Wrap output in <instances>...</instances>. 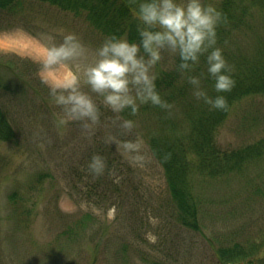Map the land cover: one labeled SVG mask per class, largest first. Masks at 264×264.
I'll return each instance as SVG.
<instances>
[{
    "label": "rangeland",
    "instance_id": "rangeland-1",
    "mask_svg": "<svg viewBox=\"0 0 264 264\" xmlns=\"http://www.w3.org/2000/svg\"><path fill=\"white\" fill-rule=\"evenodd\" d=\"M23 4V18L10 24L0 19V105L16 134L14 143H0V264H218L216 250L234 243L255 250V258L263 256L264 159L226 178H194L201 200L199 232L176 223L163 172L141 133L132 139L143 140L144 166L130 163L115 138L111 179L119 182L118 191L93 193L86 157L93 137L102 135L94 128L86 132L77 121L58 132L53 113L61 110L37 75V49L29 37L59 43L74 32L87 49L81 63L95 59L105 38L70 13L28 0ZM251 40L242 55L251 57L256 43H264V22ZM173 58L163 53L156 71L169 69ZM126 135L123 140L131 139ZM263 141L261 96L234 104L216 133L224 150ZM86 216L90 220L79 227Z\"/></svg>",
    "mask_w": 264,
    "mask_h": 264
},
{
    "label": "trees",
    "instance_id": "trees-1",
    "mask_svg": "<svg viewBox=\"0 0 264 264\" xmlns=\"http://www.w3.org/2000/svg\"><path fill=\"white\" fill-rule=\"evenodd\" d=\"M25 0H0V19L9 24L15 17H22ZM47 4L62 12L70 13L83 19L94 31L104 38L110 34L127 32L130 39H139L136 32V21L130 0H28ZM216 7L222 11L224 19L217 28V46L224 50L232 74L236 81L234 88L227 93V110L211 109L202 101L192 96L191 85L181 78L176 70L179 60L174 56L173 63L167 70H158V91L172 104L171 110L147 104L140 107L135 116L125 110L121 114L100 107V122L94 126L92 145L86 157L87 163L93 154H101L106 161L102 175L93 176L86 168L87 186L93 193L102 191L117 192L119 182L111 179L115 167L114 146L106 143V137L113 136L122 141L127 136L119 128V120L130 118L136 123L131 132L141 133L150 154L160 166L165 187L172 210L175 212L176 223L183 229L199 232V210L201 200L196 192L195 177L217 180L241 173L243 167L254 161L264 159V141L243 149H222L217 145L216 133L225 122L231 107L246 97L261 96L264 98V43L259 40L252 50V56L242 55L239 51L244 46L251 48V34L257 32L264 22V0H219ZM3 12V15H2ZM247 40V41H246ZM249 41V44H245ZM254 45V44H253ZM252 45V46H253ZM204 58L195 69L201 77L202 86L210 95H216L214 81L207 76ZM104 128L108 133H101ZM106 136V137H105ZM15 131L9 120V114L0 105V143H14ZM245 164V165H244ZM244 165V166H243ZM115 171V170H114ZM83 178V176H80ZM93 182V183H91ZM91 184V185H90ZM104 196V195H103ZM12 197V196H11ZM78 222L83 228L88 216ZM65 231L63 234H71ZM79 234V233H75ZM259 247L264 248V243ZM252 248L239 243L220 246L216 250L218 264H264V254L257 255ZM259 252V249H258Z\"/></svg>",
    "mask_w": 264,
    "mask_h": 264
},
{
    "label": "clouds",
    "instance_id": "clouds-1",
    "mask_svg": "<svg viewBox=\"0 0 264 264\" xmlns=\"http://www.w3.org/2000/svg\"><path fill=\"white\" fill-rule=\"evenodd\" d=\"M133 17L138 23L139 39H130L127 32L110 34L97 47L95 59L81 63L87 49L74 32L63 35L59 43H43L33 37L38 64L37 75L47 86L50 102L60 108L54 112L55 125L62 133L69 122L77 121L83 130L91 132L100 122V103L121 114L127 110L135 116L142 105H155L171 110L172 104L161 96L156 68L167 52L178 57L176 70L191 85L192 96L211 109L227 110L228 100L222 93L235 86L232 68L217 46V28L224 15L212 0H130ZM204 58L207 76L214 81L216 95H210L202 86L195 69ZM82 85L87 86L85 90ZM119 128L131 133L136 127L133 119L119 120ZM106 143H116L108 136ZM130 157V163L143 167L146 157L143 140L126 139L118 144ZM106 168L105 158L93 154L87 170L93 176L102 175Z\"/></svg>",
    "mask_w": 264,
    "mask_h": 264
}]
</instances>
